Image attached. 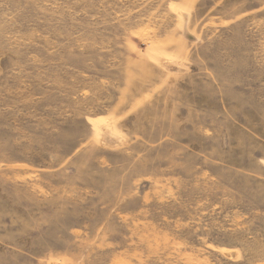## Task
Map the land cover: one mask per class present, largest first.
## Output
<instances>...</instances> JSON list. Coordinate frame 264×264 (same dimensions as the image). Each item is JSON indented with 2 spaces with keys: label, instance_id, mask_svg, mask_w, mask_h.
<instances>
[{
  "label": "rangeland",
  "instance_id": "rangeland-1",
  "mask_svg": "<svg viewBox=\"0 0 264 264\" xmlns=\"http://www.w3.org/2000/svg\"><path fill=\"white\" fill-rule=\"evenodd\" d=\"M0 264H264V0H0Z\"/></svg>",
  "mask_w": 264,
  "mask_h": 264
}]
</instances>
